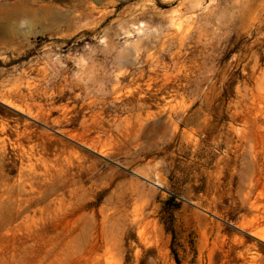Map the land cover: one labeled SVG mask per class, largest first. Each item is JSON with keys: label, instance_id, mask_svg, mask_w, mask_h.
<instances>
[{"label": "rangeland", "instance_id": "374dc122", "mask_svg": "<svg viewBox=\"0 0 264 264\" xmlns=\"http://www.w3.org/2000/svg\"><path fill=\"white\" fill-rule=\"evenodd\" d=\"M245 262L264 0H0V264Z\"/></svg>", "mask_w": 264, "mask_h": 264}, {"label": "bare ground", "instance_id": "6f19581e", "mask_svg": "<svg viewBox=\"0 0 264 264\" xmlns=\"http://www.w3.org/2000/svg\"><path fill=\"white\" fill-rule=\"evenodd\" d=\"M250 224H252V223H250ZM239 256L242 258V254H240ZM245 264H246V262H245Z\"/></svg>", "mask_w": 264, "mask_h": 264}, {"label": "trees", "instance_id": "16d2710c", "mask_svg": "<svg viewBox=\"0 0 264 264\" xmlns=\"http://www.w3.org/2000/svg\"><path fill=\"white\" fill-rule=\"evenodd\" d=\"M176 262L178 263L177 259H176Z\"/></svg>", "mask_w": 264, "mask_h": 264}]
</instances>
